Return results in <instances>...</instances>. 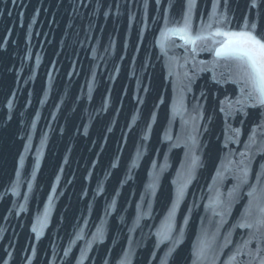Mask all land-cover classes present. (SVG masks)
<instances>
[{"label":"water","instance_id":"obj_1","mask_svg":"<svg viewBox=\"0 0 264 264\" xmlns=\"http://www.w3.org/2000/svg\"><path fill=\"white\" fill-rule=\"evenodd\" d=\"M187 3L0 0V264L264 260V106L223 37L164 41ZM189 20L264 38V0H195Z\"/></svg>","mask_w":264,"mask_h":264},{"label":"snow or ice","instance_id":"obj_2","mask_svg":"<svg viewBox=\"0 0 264 264\" xmlns=\"http://www.w3.org/2000/svg\"><path fill=\"white\" fill-rule=\"evenodd\" d=\"M157 3H159V0H157ZM194 3L195 0H188L182 24L178 23L162 31L164 41H167L170 37H179V39L184 40L185 44H191L193 50H195L198 42L206 41L209 36L223 37L222 42L214 41V43H219V47L215 51L216 56L233 62L234 67L237 69L238 79L243 83L244 89L247 90L245 98L254 100L255 104L253 106H264V38L255 33L256 25L252 24L249 28L248 24L245 23L238 31L224 30L221 27H216L214 32H209L207 35L201 33L193 34L189 15ZM213 23L219 24L222 21H213L206 27L211 28ZM236 131L238 132L239 130ZM241 155L245 156L246 153H241ZM193 163H195V160ZM240 163L243 165L244 161L242 160ZM239 171L241 172L242 182L246 183L249 169L245 165ZM261 175V173L257 174L258 180L261 178ZM183 189V185L178 188V197L183 195ZM250 195L252 194L250 193ZM260 212L262 213V217L256 221V225L264 226V207L260 209ZM240 227L252 228L254 225L242 223ZM170 232L171 224L169 223L162 229L161 234L163 239H169ZM206 247L207 245L202 242L197 255H203ZM260 264H264V260H261Z\"/></svg>","mask_w":264,"mask_h":264}]
</instances>
